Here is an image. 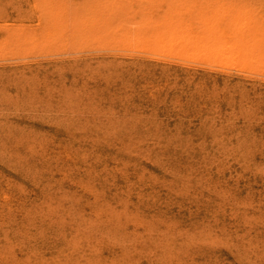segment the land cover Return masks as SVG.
Returning <instances> with one entry per match:
<instances>
[{
	"label": "rangeland",
	"instance_id": "obj_1",
	"mask_svg": "<svg viewBox=\"0 0 264 264\" xmlns=\"http://www.w3.org/2000/svg\"><path fill=\"white\" fill-rule=\"evenodd\" d=\"M0 264H264V0H0Z\"/></svg>",
	"mask_w": 264,
	"mask_h": 264
}]
</instances>
